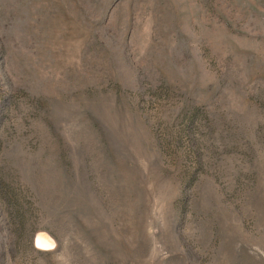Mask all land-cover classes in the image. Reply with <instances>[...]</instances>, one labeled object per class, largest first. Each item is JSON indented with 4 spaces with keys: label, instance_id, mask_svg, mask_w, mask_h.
Here are the masks:
<instances>
[{
    "label": "rangeland",
    "instance_id": "rangeland-1",
    "mask_svg": "<svg viewBox=\"0 0 264 264\" xmlns=\"http://www.w3.org/2000/svg\"><path fill=\"white\" fill-rule=\"evenodd\" d=\"M0 264H264V0H0Z\"/></svg>",
    "mask_w": 264,
    "mask_h": 264
}]
</instances>
